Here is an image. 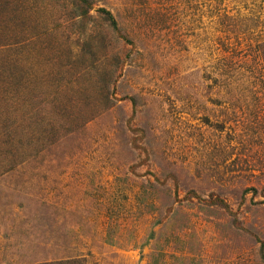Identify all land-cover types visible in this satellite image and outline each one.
I'll list each match as a JSON object with an SVG mask.
<instances>
[{"label":"rangeland","instance_id":"rangeland-1","mask_svg":"<svg viewBox=\"0 0 264 264\" xmlns=\"http://www.w3.org/2000/svg\"><path fill=\"white\" fill-rule=\"evenodd\" d=\"M263 45L264 0H0V264H264Z\"/></svg>","mask_w":264,"mask_h":264},{"label":"trees","instance_id":"trees-1","mask_svg":"<svg viewBox=\"0 0 264 264\" xmlns=\"http://www.w3.org/2000/svg\"><path fill=\"white\" fill-rule=\"evenodd\" d=\"M263 47H264V45H263ZM73 263H78V262H73Z\"/></svg>","mask_w":264,"mask_h":264}]
</instances>
